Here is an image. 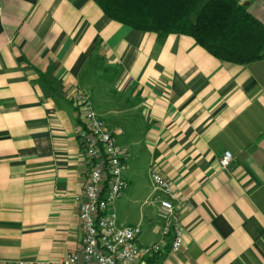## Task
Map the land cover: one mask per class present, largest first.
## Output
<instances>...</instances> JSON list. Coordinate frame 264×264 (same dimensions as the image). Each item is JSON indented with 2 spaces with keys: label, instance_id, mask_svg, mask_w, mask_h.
Instances as JSON below:
<instances>
[{
  "label": "crops",
  "instance_id": "obj_1",
  "mask_svg": "<svg viewBox=\"0 0 264 264\" xmlns=\"http://www.w3.org/2000/svg\"><path fill=\"white\" fill-rule=\"evenodd\" d=\"M238 1L264 24V0ZM77 89L129 153L118 224L139 225L144 245L162 238L153 164L186 199L181 250L168 235L149 264H264V58L222 62L182 34L158 43L93 0H0L3 264H62L78 247Z\"/></svg>",
  "mask_w": 264,
  "mask_h": 264
},
{
  "label": "built area",
  "instance_id": "obj_2",
  "mask_svg": "<svg viewBox=\"0 0 264 264\" xmlns=\"http://www.w3.org/2000/svg\"><path fill=\"white\" fill-rule=\"evenodd\" d=\"M71 100L82 115L84 127L78 129V137L84 148L87 164L86 180L81 193L75 197L79 205L81 238L74 252L62 259V264H149V259L167 246L179 252L183 245L182 210L186 199L167 180L154 164L149 167V177L158 196L157 216L163 222L162 238L153 244L139 242V225H119L115 203L126 187L124 173L129 153L118 145L116 132L110 129L96 112L89 94L77 89ZM231 155L224 152L220 165L229 166ZM0 264L3 261L0 259ZM9 264H15L10 262ZM16 264H46L44 261Z\"/></svg>",
  "mask_w": 264,
  "mask_h": 264
},
{
  "label": "trees",
  "instance_id": "obj_3",
  "mask_svg": "<svg viewBox=\"0 0 264 264\" xmlns=\"http://www.w3.org/2000/svg\"><path fill=\"white\" fill-rule=\"evenodd\" d=\"M112 21L150 32L192 37L222 62L246 65L264 58V24L238 0H93Z\"/></svg>",
  "mask_w": 264,
  "mask_h": 264
},
{
  "label": "rangeland",
  "instance_id": "obj_4",
  "mask_svg": "<svg viewBox=\"0 0 264 264\" xmlns=\"http://www.w3.org/2000/svg\"><path fill=\"white\" fill-rule=\"evenodd\" d=\"M82 90V89H81ZM88 93V92H87ZM89 94V93H88ZM90 96V95H89ZM91 98V97H90ZM116 212V211H115ZM117 215V214H116Z\"/></svg>",
  "mask_w": 264,
  "mask_h": 264
}]
</instances>
